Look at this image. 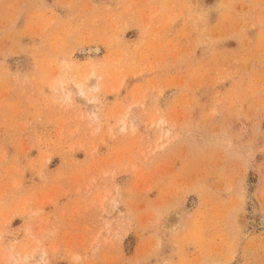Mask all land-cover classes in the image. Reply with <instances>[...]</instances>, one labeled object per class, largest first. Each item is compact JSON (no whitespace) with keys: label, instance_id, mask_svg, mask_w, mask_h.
I'll return each instance as SVG.
<instances>
[{"label":"rangeland","instance_id":"obj_1","mask_svg":"<svg viewBox=\"0 0 264 264\" xmlns=\"http://www.w3.org/2000/svg\"><path fill=\"white\" fill-rule=\"evenodd\" d=\"M0 264H264V0H0Z\"/></svg>","mask_w":264,"mask_h":264},{"label":"bare ground","instance_id":"obj_2","mask_svg":"<svg viewBox=\"0 0 264 264\" xmlns=\"http://www.w3.org/2000/svg\"><path fill=\"white\" fill-rule=\"evenodd\" d=\"M77 92H78V93H83V91L81 90L80 85H77ZM82 95H83V94H82Z\"/></svg>","mask_w":264,"mask_h":264}]
</instances>
